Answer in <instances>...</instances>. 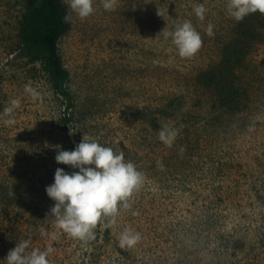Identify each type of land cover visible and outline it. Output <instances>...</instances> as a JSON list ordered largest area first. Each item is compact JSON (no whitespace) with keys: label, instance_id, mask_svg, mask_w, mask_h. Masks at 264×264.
Returning <instances> with one entry per match:
<instances>
[{"label":"rangeland","instance_id":"obj_1","mask_svg":"<svg viewBox=\"0 0 264 264\" xmlns=\"http://www.w3.org/2000/svg\"><path fill=\"white\" fill-rule=\"evenodd\" d=\"M63 2L71 22L59 44L74 104L68 126L66 101L19 43L27 1L0 0V264L28 239L29 251L55 249L49 264H264V20H255L257 40L233 72L238 110L224 115L206 75L229 77L224 49L243 20L228 14V0H119L115 11L95 0L83 20ZM186 21L203 41L192 58L161 32ZM13 99L16 124L6 127ZM162 125L179 130L172 147L158 138ZM83 136L123 152L144 176L116 225L98 223L87 243L48 217L55 202L46 193L58 168L74 171L56 155ZM126 229L141 236L134 248L119 246Z\"/></svg>","mask_w":264,"mask_h":264},{"label":"clouds","instance_id":"obj_2","mask_svg":"<svg viewBox=\"0 0 264 264\" xmlns=\"http://www.w3.org/2000/svg\"><path fill=\"white\" fill-rule=\"evenodd\" d=\"M119 0H102L105 11H115ZM95 0H69V7L80 19H86L95 13ZM206 8L199 4L194 8L196 17L203 21ZM228 14L236 21L259 12L264 14V0H228ZM65 23L70 17L65 16ZM213 25L209 23L206 34L214 36ZM163 32L170 39L178 55L182 58L194 57L202 47V37L190 21L177 24L173 31ZM25 93L36 102L40 93L31 86H25ZM20 107V101L13 99L3 111L6 127L16 124L14 113ZM179 130L162 125L158 133L159 140L172 147ZM120 141L117 140L116 143ZM58 164L70 166L71 173L62 168L55 172L54 183L46 187V193L55 203L48 217L55 220L57 227L81 242L95 239L98 223L107 222L109 228L117 223L121 210L131 207V197L143 186V173L131 162H126L123 152H115L96 141L84 138L73 151L60 150L55 157ZM14 195V193H13ZM47 217V218H48ZM41 234L44 235L43 229ZM141 240L138 232L126 229L119 235L121 248H134ZM31 240H23L9 251L6 264H49V257L55 249L49 245L43 251L38 248L29 251Z\"/></svg>","mask_w":264,"mask_h":264},{"label":"trees","instance_id":"obj_3","mask_svg":"<svg viewBox=\"0 0 264 264\" xmlns=\"http://www.w3.org/2000/svg\"><path fill=\"white\" fill-rule=\"evenodd\" d=\"M27 5L19 30V43L32 63H42L50 76L54 92L67 103V114L63 123L68 126L71 118L68 111L73 107V98L68 87L70 73L65 68L60 55V41L71 30V22L65 23L64 17L68 10L63 0H26ZM264 20V14L259 12L246 16L237 26V39L231 42L223 54V67L229 71V77L222 82L214 73L206 75L207 85L218 89V107L224 115H230L238 109L233 89V72L242 65L253 40H257L255 20ZM220 87V88H219ZM234 95V96H233ZM233 96V97H232ZM169 114V113H167ZM75 171V170H74Z\"/></svg>","mask_w":264,"mask_h":264}]
</instances>
